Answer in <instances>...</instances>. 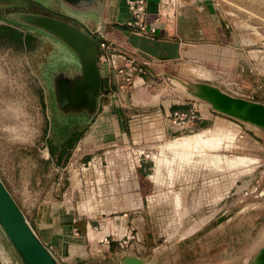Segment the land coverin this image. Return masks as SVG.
<instances>
[{"label": "rangeland", "instance_id": "1", "mask_svg": "<svg viewBox=\"0 0 264 264\" xmlns=\"http://www.w3.org/2000/svg\"><path fill=\"white\" fill-rule=\"evenodd\" d=\"M256 13L257 20L264 23V13ZM85 14L86 10L59 0H0V25L12 26L31 37L24 47L0 41L1 180L60 264H120L123 251L119 241H127L128 246L140 245L142 257L151 264H243L264 243V131L224 115L216 114L239 129L237 146H199L183 151L173 145L189 134L173 135L169 131L166 138L148 144L154 157L161 155L162 169L155 179L147 176L153 174L148 171L134 179L136 186H112L117 191L113 202L101 208H93L89 184L83 186L82 197L74 193L70 202L66 201L70 197L68 169L74 166L66 165L80 153L79 142L87 141L93 110L87 112L82 107L77 111V101L68 91L79 78L77 53L29 16L55 18L91 36L93 16L87 15L90 18L85 20ZM252 31L256 37H250V31H236L256 43L241 48L264 50V31ZM235 37L239 42L240 37ZM164 69L167 74L162 77L144 78L147 86L135 93V109H186L191 99L182 89L184 83L208 82L223 90L227 88L233 95L241 93L244 98L249 92L247 86L237 89L233 80L228 81L230 85L219 86L215 79L204 78L202 68L184 61L170 63ZM101 84L99 105L108 101L104 98L102 78ZM130 98L127 95L123 100L126 105L131 103ZM260 98L255 100L264 103V96ZM120 109L126 128L125 119L135 111ZM80 154L85 159L92 151ZM211 155L243 156L249 164H216L207 158ZM204 159L211 163L203 162ZM84 196L91 201L88 206L92 208L86 205ZM114 217L117 231L109 243L104 238L101 242L90 239L80 230L77 234L72 230L70 235L63 231L42 233L49 231L54 220L61 231L70 227L68 221L72 219H105L113 225ZM131 228L135 238L128 241L126 235ZM0 264H21L1 229Z\"/></svg>", "mask_w": 264, "mask_h": 264}, {"label": "built area", "instance_id": "2", "mask_svg": "<svg viewBox=\"0 0 264 264\" xmlns=\"http://www.w3.org/2000/svg\"><path fill=\"white\" fill-rule=\"evenodd\" d=\"M214 8L223 20H229L235 17L240 20L242 25H247L241 19L234 9H240L245 14L244 5L246 0H211ZM182 0H159L161 9L157 12L154 22H158L161 18L167 20L170 17L182 14ZM128 9L131 13V18L126 22V25L133 28L135 33L140 36H154L157 32L153 24L146 23V17L149 14L146 10L144 0H131L128 2ZM253 21H259L249 16ZM244 23V24H243ZM259 24L264 26V23L259 21ZM260 25H247L250 33L254 34L253 28L262 27ZM232 22L226 23V28L233 27ZM234 28V27H233ZM255 35V34H254ZM262 41L264 40L261 39ZM251 45H256L252 43ZM189 44H183L180 52L179 61L193 62L196 67H206L212 70H222L223 65L227 62L225 54L217 48L216 45L207 42H193L192 50H188ZM260 59L264 62V50ZM97 65L101 78L109 80L111 86L106 87V94L104 98L108 100L107 103L120 109L123 107L129 108L123 101L119 94H128L133 90L148 74L149 62L144 59L128 54L127 52L117 48L112 42L106 38L100 43V53L97 56ZM259 69H255L257 74ZM231 83H229L230 85ZM237 89H242L245 85L241 81H234ZM114 86V88L112 87ZM249 92L246 98L253 99L264 96V83L262 81H254V85L249 87ZM228 92H230L228 90ZM232 93V92H230ZM237 96L245 97L241 93H234ZM137 106H131L135 112L129 114L126 122L127 136L124 138H116V141L107 142L103 147L93 150L89 157L84 159V155L80 153L85 151L84 141L79 142L80 153L74 158H70L66 167L69 168L70 176L68 187L70 197L66 198L70 202L74 193L82 197L83 186L87 184L92 187L89 189L90 200L84 196L86 205L90 202L93 207L101 208L102 206L111 204L113 202L114 194L117 192L112 186H136L134 179L139 176V169L146 162L150 163L149 170L154 172L155 157L152 155V147L148 146L150 142L160 141L166 138L167 134H194L201 129L200 123L203 120L198 106L192 105L188 109H173L168 108L163 112L160 109L145 110L135 109ZM144 110V111H142ZM167 130L170 133H167ZM175 138V137H173ZM106 149V150H105ZM84 154V153H83ZM154 157V160H153ZM151 178V174H147ZM87 192V190H85ZM96 210V209H95ZM123 216H126L124 214ZM117 217H114V224L102 219L98 221V231L104 228L107 224L111 227L110 233L104 236V241L109 243L113 241L117 231ZM134 228L127 232L126 238L128 241L135 238L133 234ZM77 234V230L73 231ZM135 235H137L135 233ZM118 245L121 248L128 246L127 241H119ZM49 248V247H48Z\"/></svg>", "mask_w": 264, "mask_h": 264}, {"label": "crops", "instance_id": "3", "mask_svg": "<svg viewBox=\"0 0 264 264\" xmlns=\"http://www.w3.org/2000/svg\"><path fill=\"white\" fill-rule=\"evenodd\" d=\"M129 1L131 0H103L100 15L103 21L104 36L117 48L138 59L148 61L149 66L147 70L165 67L170 63L179 61L180 52L185 43L190 45L188 48L190 51L193 49V42H207L216 45L225 54L227 62L223 65L222 70H212L202 67L204 78L206 76L207 80L215 79L219 86L229 85V80L241 81L248 88L252 87L256 80L264 83V62L260 59L261 55H258L260 50L247 51L241 48V46L246 47L254 43L249 38L252 35V37L256 36L250 32H248L249 38H243L238 35L236 31H250L248 28H244L247 25H242L240 20L235 17L223 20L214 8L211 0H182L181 15L170 17L167 20L161 18L158 22H154V20L157 12L161 9L159 0H144L146 10L149 13L146 17V23L153 24L157 29L156 34L151 37L137 35L133 28L126 25V22L131 18V13L128 9ZM241 7L245 8V14L239 11L240 9H234L233 12L247 23L249 16L257 19L256 16L258 14L256 12L264 13V0H246ZM85 15L87 16V14ZM86 16L85 20L90 18ZM228 21L233 23L234 28H226ZM99 23V15H97L96 22L93 19V26L90 30L95 31L99 27ZM257 25H260L259 21ZM235 36L240 37L238 38L239 42H237ZM241 54L245 55L253 71L259 69L257 74L247 75L239 71L238 65ZM186 64L195 66L190 61L186 62ZM147 76L148 74L145 75V77ZM103 84L105 88L111 86V83L107 79L103 80ZM112 87L114 88V86ZM135 93H137L136 90H131L128 94H119L123 100L127 95L131 96V103L127 104L129 109L131 106L138 105L134 99ZM192 105L198 106L203 116L201 123L203 125L211 124L195 133L206 131L208 136L220 138V145L223 148L237 146L236 138L239 129L230 126L232 122L212 113L208 107L195 102H189L186 109ZM122 113L121 109L114 108V106L107 102L100 104L99 112L93 118V125L86 132L88 138L87 141H84V149L93 151L103 147L107 142L116 141V138L126 137L127 129L124 127ZM167 133H169V130H167ZM88 207L92 208L91 206ZM54 221L49 225V231H42L43 234L61 233L63 231L65 234L70 235L72 230H80L81 233L87 234L90 239H99L98 242H101V239L111 231V227L108 224L98 231V221L101 220H79L76 222V220L72 219V222L68 221L70 227L68 228L67 226L68 229H61V231L57 229L58 227L55 226ZM122 233L123 227H120L118 234L121 236ZM135 246L132 243L130 246H127V249L134 250L136 248L137 250L131 253L145 260L142 257V251L139 249H142V247L140 245L137 246V244Z\"/></svg>", "mask_w": 264, "mask_h": 264}, {"label": "water", "instance_id": "4", "mask_svg": "<svg viewBox=\"0 0 264 264\" xmlns=\"http://www.w3.org/2000/svg\"><path fill=\"white\" fill-rule=\"evenodd\" d=\"M32 1V0H31ZM65 4L86 10L87 15H92L96 22L99 15V27L95 31L86 32L64 21L45 17L29 16L37 25L51 30L59 36L78 55L80 69L79 78L68 87L70 94L77 101V111L82 107L87 112L93 110V118L99 112V94L102 89L101 75L97 65V56L100 53V43L105 39L101 6L103 0H59ZM247 22H252L247 18ZM255 26L256 21L252 22ZM263 32L264 27H258ZM264 33V32H263ZM239 71L247 75H254L250 63L244 54L239 57ZM164 67L148 70L151 78L166 75ZM147 86L142 80L133 90H140ZM182 89L189 96L190 102L202 104L212 113L224 115L249 127L264 131V103L241 96H236L223 90L217 85L208 82L184 83ZM0 229L18 256L21 264H60L51 250L42 242L32 229L21 208L0 178ZM122 249L120 264H151L147 259H142L131 252V249ZM243 264H264V243Z\"/></svg>", "mask_w": 264, "mask_h": 264}, {"label": "bare ground", "instance_id": "5", "mask_svg": "<svg viewBox=\"0 0 264 264\" xmlns=\"http://www.w3.org/2000/svg\"><path fill=\"white\" fill-rule=\"evenodd\" d=\"M176 84H177V82H176ZM220 144H221V139L220 138L208 136L207 132L204 131V132L194 133V134H191V135H189L187 137L182 138V140L179 143H177L176 145H173V147L177 146V147H179V149H182V150L183 149H185V150H196L194 148H197L199 146L200 147L202 146L204 148H207V147H209V148L210 147L211 148L212 147H214V148L216 147L217 148V147H220ZM169 145H171V144H169ZM197 150L200 151V149H197ZM201 150H203V149L201 148ZM160 157H161V155L160 156H155V168H154L153 174H151V178L155 179L159 169L160 170L162 169V167H160V165H159V158ZM208 157H210L209 159H210L211 162L216 163V164H218L220 162H226L229 165H238V164L239 165H245L248 162V158L243 157V156H235L234 158H229V157H223V156L221 157L219 155H215V156L211 155V156H207V158ZM210 161L208 163H211ZM203 162L207 163L206 159H204ZM248 164H249V162H248ZM249 251L250 250H247L246 252H249ZM252 252H254V250ZM252 252H249V253H252ZM249 253H247V254H249ZM250 255L251 254H249V256Z\"/></svg>", "mask_w": 264, "mask_h": 264}, {"label": "trees", "instance_id": "6", "mask_svg": "<svg viewBox=\"0 0 264 264\" xmlns=\"http://www.w3.org/2000/svg\"><path fill=\"white\" fill-rule=\"evenodd\" d=\"M31 40V37L28 34L18 31L16 28L7 25H0V41L6 42L8 44L20 45L24 47ZM260 98V97H259ZM262 98V96H261ZM260 98V99H261ZM173 109H178L173 107ZM134 111V110H133ZM200 127L203 128V123H200ZM150 163L146 162L139 169V174L142 176L148 173Z\"/></svg>", "mask_w": 264, "mask_h": 264}]
</instances>
